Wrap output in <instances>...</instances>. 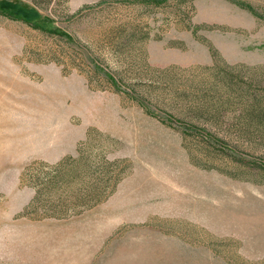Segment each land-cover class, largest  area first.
<instances>
[{"label":"rangeland","instance_id":"rangeland-1","mask_svg":"<svg viewBox=\"0 0 264 264\" xmlns=\"http://www.w3.org/2000/svg\"><path fill=\"white\" fill-rule=\"evenodd\" d=\"M39 1L0 0L57 32L0 14V264H264V119L218 83L264 101V0Z\"/></svg>","mask_w":264,"mask_h":264},{"label":"trees","instance_id":"trees-1","mask_svg":"<svg viewBox=\"0 0 264 264\" xmlns=\"http://www.w3.org/2000/svg\"><path fill=\"white\" fill-rule=\"evenodd\" d=\"M142 1H145V3H150V4H155V5H161L164 2V0H142ZM34 3L36 5L35 8L38 10V7L41 6V2L39 0H34ZM0 14L11 17L13 19L15 18V19L23 20L26 23L31 24L34 28L40 29L47 33H52V34L57 33V32L49 30L48 28L44 27L43 25L39 23L32 22L25 17L17 18L14 16L13 12H10L6 9L0 10ZM62 36L66 37V34H63ZM220 81L225 82L229 91L233 94L232 97H234V102L236 105H244V103L247 102L249 103V106H251L250 107L251 109H248V110L254 111L256 109L257 113H254L252 115V118H255L254 120L257 121L259 124H261L260 122H263V119H264L263 111H261L264 109V101H263L262 96L259 95L258 90L252 89L254 87V84L248 83V85H246L245 83L240 81V78L238 76H236L235 74H230V73H223V75L219 76L218 83ZM187 133H189L188 135H191V134H195L196 132H194L193 129H190L189 132ZM196 135H199L200 139H203L205 142L208 143V142H212V135L214 134L207 132V134L202 133V134H196ZM46 177H47L46 179L42 178V176L38 173H36L34 176V178H37L38 181H40L42 184L45 179L44 181L45 185H49V184H56V181H58L59 175H55V176L48 175Z\"/></svg>","mask_w":264,"mask_h":264},{"label":"bare ground","instance_id":"bare-ground-1","mask_svg":"<svg viewBox=\"0 0 264 264\" xmlns=\"http://www.w3.org/2000/svg\"><path fill=\"white\" fill-rule=\"evenodd\" d=\"M50 94V93H49ZM51 95H52V93H51ZM19 101V100H18ZM45 104V103H44Z\"/></svg>","mask_w":264,"mask_h":264}]
</instances>
